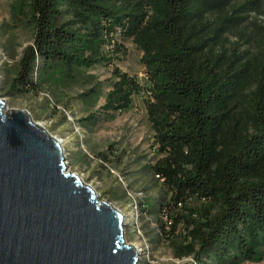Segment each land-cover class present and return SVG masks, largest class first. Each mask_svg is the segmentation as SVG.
Segmentation results:
<instances>
[{"label": "trees", "instance_id": "trees-1", "mask_svg": "<svg viewBox=\"0 0 264 264\" xmlns=\"http://www.w3.org/2000/svg\"><path fill=\"white\" fill-rule=\"evenodd\" d=\"M232 0H11L13 21L34 29L10 88L37 92L40 80L74 77L80 67L112 65L125 47L142 52L150 99L148 121L163 154L154 172L176 201L215 203L191 229L185 254L200 264L258 261L264 248V52L245 58L216 52L219 26L206 15ZM247 0L235 11H246ZM239 19L221 17L218 24ZM109 46L108 48H106ZM115 80L101 106L122 112L141 90L137 78L113 66ZM39 80V81H40ZM96 113L82 120L95 124ZM175 226V225H174ZM211 262V263H209Z\"/></svg>", "mask_w": 264, "mask_h": 264}, {"label": "rangeland", "instance_id": "rangeland-1", "mask_svg": "<svg viewBox=\"0 0 264 264\" xmlns=\"http://www.w3.org/2000/svg\"><path fill=\"white\" fill-rule=\"evenodd\" d=\"M245 1L232 0L224 13L206 15L211 26H219L216 52L245 58L264 52V0H255L246 11L234 10ZM10 5L11 0H0V98L7 108L28 110L62 141L67 169L99 194V200L124 214L123 237L138 250L139 264H200L184 252L192 227L188 220L199 219L206 210L215 213L218 206L195 196L176 201L164 179L154 172L163 154L157 150L147 117L150 92L140 62L142 52L130 38L115 33L125 54H119L112 65L80 67L74 77L55 74L43 80L36 69L33 79L38 91H14L10 83L24 48L33 41L34 29L25 21H13ZM231 15L239 19L218 24L221 17ZM113 66L135 76L141 90L132 95L127 109L106 114L101 106L116 79ZM92 113L100 117L95 124L82 120ZM262 252L261 260L240 264H264V248Z\"/></svg>", "mask_w": 264, "mask_h": 264}, {"label": "water", "instance_id": "water-1", "mask_svg": "<svg viewBox=\"0 0 264 264\" xmlns=\"http://www.w3.org/2000/svg\"><path fill=\"white\" fill-rule=\"evenodd\" d=\"M98 196L60 139L0 98V264H139L124 214Z\"/></svg>", "mask_w": 264, "mask_h": 264}, {"label": "bare ground", "instance_id": "bare-ground-1", "mask_svg": "<svg viewBox=\"0 0 264 264\" xmlns=\"http://www.w3.org/2000/svg\"><path fill=\"white\" fill-rule=\"evenodd\" d=\"M61 143H62V141H61ZM67 168H68V165H67ZM89 186V185H88ZM136 248V247H135Z\"/></svg>", "mask_w": 264, "mask_h": 264}]
</instances>
